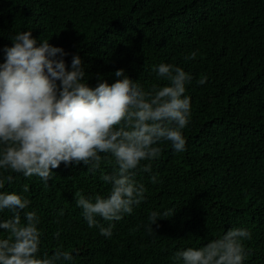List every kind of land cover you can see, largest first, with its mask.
<instances>
[{"label":"trees","instance_id":"16d2710c","mask_svg":"<svg viewBox=\"0 0 264 264\" xmlns=\"http://www.w3.org/2000/svg\"><path fill=\"white\" fill-rule=\"evenodd\" d=\"M19 31L62 47L66 63L79 54L89 86L97 76L112 83L121 68L145 90L163 85L152 71L161 62L192 76L187 150L160 145L151 162L155 184L136 170L145 200L114 222L111 238L89 228L75 206L77 193L107 195L100 176L113 172L110 158L95 174L61 164L47 186L19 176L6 185L41 217L42 252L62 246L75 264H172L176 250L243 227L251 232L244 264H264V0H0V49ZM193 51L196 58L185 60ZM153 211L159 215L149 233Z\"/></svg>","mask_w":264,"mask_h":264},{"label":"clouds","instance_id":"9594fccd","mask_svg":"<svg viewBox=\"0 0 264 264\" xmlns=\"http://www.w3.org/2000/svg\"><path fill=\"white\" fill-rule=\"evenodd\" d=\"M8 39L11 46L0 49V264H75L73 253L62 246L51 253L41 251V217L29 210V198L6 185L19 176L38 177L47 186L61 164L85 166L95 174L110 158L113 172L100 176L110 185L107 195L77 193L75 206L89 228L111 238L114 222L145 200L136 170L150 174L155 184L158 175L152 173L151 162L160 156V145L168 143L175 153L187 150L183 130L191 122V97L185 93L192 76L161 62L152 71L163 85L145 90L121 68L113 73L112 83L97 76L95 86H89L79 54H71L66 63L69 54L62 47L39 41L31 31ZM196 55L193 51L185 60ZM197 83L204 85L206 78ZM22 191L28 192L29 186ZM63 214L60 209L58 215ZM158 215L149 214V233H154ZM59 237L58 230L53 238ZM249 239L248 229L232 228L202 247L176 250L172 264H244L249 253L243 241Z\"/></svg>","mask_w":264,"mask_h":264}]
</instances>
